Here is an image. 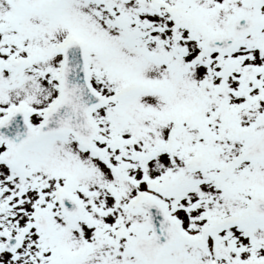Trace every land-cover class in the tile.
<instances>
[{
  "label": "snow or ice",
  "instance_id": "1",
  "mask_svg": "<svg viewBox=\"0 0 264 264\" xmlns=\"http://www.w3.org/2000/svg\"><path fill=\"white\" fill-rule=\"evenodd\" d=\"M0 264H264V0H0Z\"/></svg>",
  "mask_w": 264,
  "mask_h": 264
}]
</instances>
